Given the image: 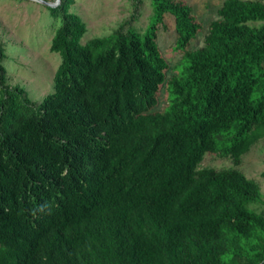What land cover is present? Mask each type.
Segmentation results:
<instances>
[{"label": "trees", "instance_id": "trees-1", "mask_svg": "<svg viewBox=\"0 0 264 264\" xmlns=\"http://www.w3.org/2000/svg\"><path fill=\"white\" fill-rule=\"evenodd\" d=\"M149 2L142 33L84 44L80 17L49 7L53 92L36 107L0 80V264H264L257 184L200 168L264 140V0H225L196 49L191 6ZM165 14L182 54L168 79Z\"/></svg>", "mask_w": 264, "mask_h": 264}, {"label": "rangeland", "instance_id": "rangeland-1", "mask_svg": "<svg viewBox=\"0 0 264 264\" xmlns=\"http://www.w3.org/2000/svg\"><path fill=\"white\" fill-rule=\"evenodd\" d=\"M53 7L62 6L77 14L85 24L81 44L93 38L110 36L126 25L142 33L152 15L149 0H44ZM202 22L203 29L190 42L188 49L202 46L209 23L218 18L217 11L225 0H185ZM60 19L54 17L48 6L30 0H0V80L2 87L22 89L29 102L38 107L43 98L54 90V76L61 62L57 53L50 52V42ZM126 28V27H125ZM124 28V29H125ZM173 17L165 14L163 27L157 32V46L169 64L170 70L181 60L182 54L172 48L176 42ZM1 97V95H0ZM167 105L164 88L152 111H162ZM200 168L214 170L236 169L253 180L264 202V140L255 143L235 165L232 159L220 154L205 153ZM264 217V204L249 206Z\"/></svg>", "mask_w": 264, "mask_h": 264}, {"label": "water", "instance_id": "water-1", "mask_svg": "<svg viewBox=\"0 0 264 264\" xmlns=\"http://www.w3.org/2000/svg\"><path fill=\"white\" fill-rule=\"evenodd\" d=\"M30 1L39 2V3H41V4L45 5V6L53 7V5H52L51 3L46 2V1H44V0H30Z\"/></svg>", "mask_w": 264, "mask_h": 264}]
</instances>
